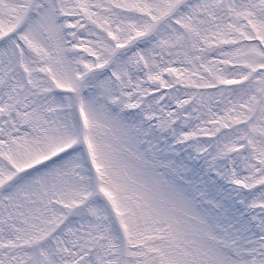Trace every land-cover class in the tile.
Returning <instances> with one entry per match:
<instances>
[{
  "label": "snow or ice",
  "instance_id": "1",
  "mask_svg": "<svg viewBox=\"0 0 264 264\" xmlns=\"http://www.w3.org/2000/svg\"><path fill=\"white\" fill-rule=\"evenodd\" d=\"M0 264H264V0H0Z\"/></svg>",
  "mask_w": 264,
  "mask_h": 264
}]
</instances>
